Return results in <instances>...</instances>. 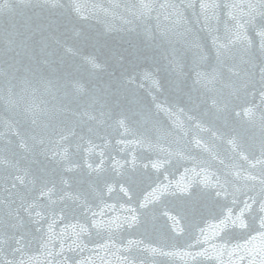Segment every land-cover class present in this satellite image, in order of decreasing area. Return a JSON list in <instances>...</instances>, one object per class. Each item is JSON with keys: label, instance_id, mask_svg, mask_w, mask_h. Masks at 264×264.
<instances>
[{"label": "water", "instance_id": "95a60500", "mask_svg": "<svg viewBox=\"0 0 264 264\" xmlns=\"http://www.w3.org/2000/svg\"><path fill=\"white\" fill-rule=\"evenodd\" d=\"M0 264H264V0H0Z\"/></svg>", "mask_w": 264, "mask_h": 264}]
</instances>
